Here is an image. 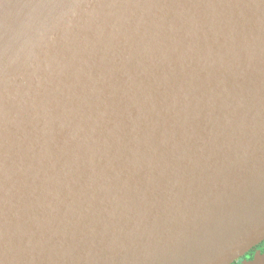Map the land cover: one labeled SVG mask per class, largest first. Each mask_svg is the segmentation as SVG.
Instances as JSON below:
<instances>
[{"label":"water","instance_id":"water-1","mask_svg":"<svg viewBox=\"0 0 264 264\" xmlns=\"http://www.w3.org/2000/svg\"><path fill=\"white\" fill-rule=\"evenodd\" d=\"M263 240L264 0H0V264Z\"/></svg>","mask_w":264,"mask_h":264},{"label":"trees","instance_id":"trees-1","mask_svg":"<svg viewBox=\"0 0 264 264\" xmlns=\"http://www.w3.org/2000/svg\"><path fill=\"white\" fill-rule=\"evenodd\" d=\"M256 248H257V249H260L261 252H264V240H263L260 244H258V245L256 246ZM253 249H254V248H253ZM251 250H252V249H251ZM252 251H253V250H252ZM252 251H251V252H252ZM246 254H247V253H246ZM246 254H245V255H246ZM245 255H244V256H245ZM244 256H243V257H244ZM249 256L251 257V254H249ZM241 259H242V258H240V259L234 261L232 264H240V260H241Z\"/></svg>","mask_w":264,"mask_h":264},{"label":"flooded vegetation","instance_id":"flooded-vegetation-1","mask_svg":"<svg viewBox=\"0 0 264 264\" xmlns=\"http://www.w3.org/2000/svg\"><path fill=\"white\" fill-rule=\"evenodd\" d=\"M257 248L255 247L254 249H252V250H250L243 258H245V259H250V258H252V256H253V253H254V251L256 250ZM252 251V252H251ZM249 254H251V257L249 256Z\"/></svg>","mask_w":264,"mask_h":264},{"label":"rangeland","instance_id":"rangeland-1","mask_svg":"<svg viewBox=\"0 0 264 264\" xmlns=\"http://www.w3.org/2000/svg\"><path fill=\"white\" fill-rule=\"evenodd\" d=\"M242 259H244V258H242ZM242 259H241V260H242Z\"/></svg>","mask_w":264,"mask_h":264}]
</instances>
